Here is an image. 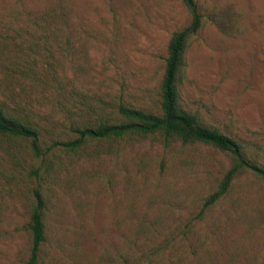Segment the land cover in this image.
<instances>
[{"label":"rangeland","instance_id":"obj_1","mask_svg":"<svg viewBox=\"0 0 264 264\" xmlns=\"http://www.w3.org/2000/svg\"><path fill=\"white\" fill-rule=\"evenodd\" d=\"M195 1L181 105L264 170V0ZM190 21L183 0H0V105L39 127L43 155L0 137V264L30 257L37 189L38 264H264V178L241 168L203 210L230 155L161 136L56 145L120 107L160 114L168 44Z\"/></svg>","mask_w":264,"mask_h":264},{"label":"trees","instance_id":"obj_2","mask_svg":"<svg viewBox=\"0 0 264 264\" xmlns=\"http://www.w3.org/2000/svg\"><path fill=\"white\" fill-rule=\"evenodd\" d=\"M191 15L190 23L175 32L168 44L164 75L161 82L160 114L138 108L120 107L116 117L84 120L83 125L73 126L75 139L59 142L68 151H78L89 142L119 141L124 139L161 136L165 142L178 141L184 145L206 144L231 156L233 165L225 174L216 191L209 195L203 210L216 205L228 193L233 178L241 168L247 166L264 178V170L246 161L239 143L220 131L202 124L198 118L181 105L179 82L184 66V57L188 42L202 28V14L195 0H183ZM0 137L29 140L37 156L40 151L39 127L28 119L10 113L0 105ZM38 173V172H35ZM34 205L29 222L32 234L30 257L25 264H38L42 244L46 240V201L37 189L34 191Z\"/></svg>","mask_w":264,"mask_h":264}]
</instances>
